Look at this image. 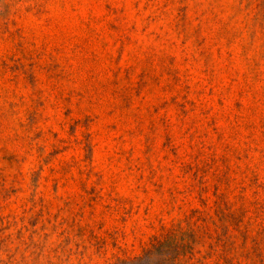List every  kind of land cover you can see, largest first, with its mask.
I'll return each instance as SVG.
<instances>
[{
  "label": "rangeland",
  "instance_id": "rangeland-1",
  "mask_svg": "<svg viewBox=\"0 0 264 264\" xmlns=\"http://www.w3.org/2000/svg\"><path fill=\"white\" fill-rule=\"evenodd\" d=\"M0 264H264V0H0Z\"/></svg>",
  "mask_w": 264,
  "mask_h": 264
},
{
  "label": "trees",
  "instance_id": "trees-1",
  "mask_svg": "<svg viewBox=\"0 0 264 264\" xmlns=\"http://www.w3.org/2000/svg\"><path fill=\"white\" fill-rule=\"evenodd\" d=\"M149 253V252H148ZM147 252H145L142 256L135 258L132 261L129 262H125V263H136V262H141L143 263L144 261H146L149 258V254Z\"/></svg>",
  "mask_w": 264,
  "mask_h": 264
}]
</instances>
